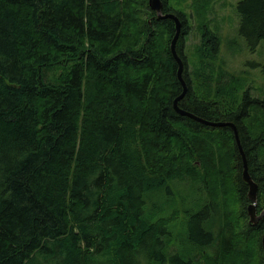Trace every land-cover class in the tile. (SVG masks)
I'll return each mask as SVG.
<instances>
[{
    "label": "trees",
    "instance_id": "obj_1",
    "mask_svg": "<svg viewBox=\"0 0 264 264\" xmlns=\"http://www.w3.org/2000/svg\"><path fill=\"white\" fill-rule=\"evenodd\" d=\"M161 1L181 22L178 107L233 123L260 214L264 99L213 69L220 40L204 21L207 0L188 13ZM237 15L246 45L264 43V0L238 2ZM192 18L199 41L187 55ZM173 34L147 0H0V264H263L264 217L246 219L232 129L173 109L182 92ZM178 179L200 206L184 209L179 250L175 214H158ZM247 246L256 255H243Z\"/></svg>",
    "mask_w": 264,
    "mask_h": 264
},
{
    "label": "rangeland",
    "instance_id": "obj_2",
    "mask_svg": "<svg viewBox=\"0 0 264 264\" xmlns=\"http://www.w3.org/2000/svg\"><path fill=\"white\" fill-rule=\"evenodd\" d=\"M202 1L203 0H199L200 3ZM240 1L242 0H207L208 6L206 8L204 21H206L209 29L215 32L220 40L219 53L213 60V69L215 68L214 70L216 73H223V79L226 83H229V80L232 78L245 81L246 85L251 87L250 95L263 100L264 43H259L255 49L251 50L240 37L241 35L239 36L237 4ZM192 3L193 0H169L171 8H174L177 11L182 8L181 10H183L184 13L192 12ZM188 25H190L191 28L188 30L189 34L185 41V49L187 55H191L194 51V47L199 41V22L197 19L192 18L191 21H188ZM193 61L195 62L196 59ZM192 66L193 63H191L190 69H193ZM54 72L56 75L59 73V70L54 67L46 71V77H48V80L55 76ZM169 190V196H165L163 194L160 196L161 204H159V209L161 208L162 210L159 211L158 209V214L159 216L164 215L163 217L165 218H167L171 212L175 214L176 218H173L170 222V231L172 233L174 232L175 236L178 238L174 245L175 248L179 250V234L184 229L187 219L190 218L189 213L185 212L184 209H188L190 206H193L195 208L194 212H197L198 209H200V206L198 205L199 201L196 200L193 195L196 193H194L191 189V185L184 182V180H174L173 183L169 185ZM200 193L201 191H198L197 195ZM201 199L204 200L203 198ZM226 202V207L229 208V200ZM200 203L202 205L203 201H200ZM237 207V204L233 205L234 209ZM256 214L260 215L257 212ZM246 219L247 221L249 220L248 216ZM219 221V217H217L215 220V229L219 227ZM207 250L210 252L208 247ZM252 252L256 255V252H254V250H250L247 246L244 249L243 255L252 256ZM196 257L198 258V256ZM98 262H104V260L101 258V261L98 260Z\"/></svg>",
    "mask_w": 264,
    "mask_h": 264
},
{
    "label": "water",
    "instance_id": "obj_3",
    "mask_svg": "<svg viewBox=\"0 0 264 264\" xmlns=\"http://www.w3.org/2000/svg\"><path fill=\"white\" fill-rule=\"evenodd\" d=\"M147 4H148V8L151 12L155 13L156 15V18L158 20H164V19H169L171 20L173 23H174V34L171 38V41H170V45H169V48H170V52L173 56V58L175 59L177 65H178V70H177V79L182 87V92L180 93V95L174 99L173 101V109L174 111L179 115V116H182V117H187V118H190L200 124H203L205 126H208V127H224V126H229L232 131H233V134H234V140H235V143L237 145V148L239 150V153L242 157V162H243V174H242V179L244 181V183L248 186V200L250 201V203L248 204L247 206V216H248V222L249 224L251 225H256V223L262 218L264 217V211L262 213H260V215H257L256 214V200H257V186L256 184L253 182V180L251 179V177L249 176V174L247 173V168H246V162H245V157H244V154L240 148V145H239V139H238V136H237V132H236V128L235 126L233 125V123H230V122H226V123H223V122H210V121H205L203 119H200L198 117H195L193 116L192 114L180 109L178 107V101L183 98V96L185 95V92H186V85H185V82L183 81L182 79V70H183V63L181 61V59L179 58V56L177 55L176 51H175V44H176V41L178 40L179 38V34H180V30H181V22L179 20V18L174 14V13H165L163 14L162 13V9H163V3L161 0H147ZM262 249L264 251V234L262 236ZM264 264V262H263Z\"/></svg>",
    "mask_w": 264,
    "mask_h": 264
}]
</instances>
